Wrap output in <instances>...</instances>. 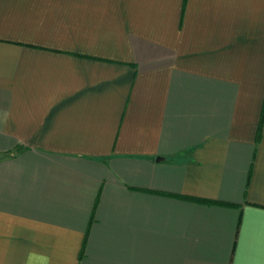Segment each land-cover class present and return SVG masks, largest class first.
Here are the masks:
<instances>
[{
	"label": "crops",
	"instance_id": "0c3cea01",
	"mask_svg": "<svg viewBox=\"0 0 264 264\" xmlns=\"http://www.w3.org/2000/svg\"><path fill=\"white\" fill-rule=\"evenodd\" d=\"M0 264H264V0H0Z\"/></svg>",
	"mask_w": 264,
	"mask_h": 264
}]
</instances>
